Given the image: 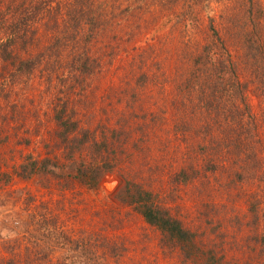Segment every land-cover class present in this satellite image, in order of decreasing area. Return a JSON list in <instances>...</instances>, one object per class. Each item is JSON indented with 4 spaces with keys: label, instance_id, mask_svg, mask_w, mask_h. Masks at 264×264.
<instances>
[{
    "label": "rangeland",
    "instance_id": "obj_1",
    "mask_svg": "<svg viewBox=\"0 0 264 264\" xmlns=\"http://www.w3.org/2000/svg\"><path fill=\"white\" fill-rule=\"evenodd\" d=\"M43 1L0 0V264H62L92 234L123 245L108 264H264V0ZM16 11L32 20L7 46ZM212 50L233 59L225 80ZM62 111L95 139L73 161ZM99 155L112 193L66 176ZM29 158L66 172L23 180ZM124 181L154 193L195 234L193 250L163 248L113 196Z\"/></svg>",
    "mask_w": 264,
    "mask_h": 264
},
{
    "label": "trees",
    "instance_id": "obj_2",
    "mask_svg": "<svg viewBox=\"0 0 264 264\" xmlns=\"http://www.w3.org/2000/svg\"><path fill=\"white\" fill-rule=\"evenodd\" d=\"M52 1L53 0H44L43 2L48 3L49 5L53 3ZM170 1L174 4L180 2V0ZM193 1L195 3L196 0ZM262 1L256 2V6L259 11H263L260 8V5L263 7ZM43 2H41V5H38V12L42 11V7L40 6H42ZM30 8H32V10L35 8L33 1L30 4ZM17 12H20V16H13L8 20L9 33H7V38L5 39L7 42L4 43L7 46L17 42L21 28L32 20V15L30 17H24L22 16L21 11H16V13ZM23 12L30 14L31 11L24 10ZM192 22H195V17L193 18ZM251 41L253 42V39L250 38V44ZM220 47H223L226 51V48L223 44H221ZM207 56H209L211 62L219 64L221 71L219 74H221L222 79L225 80L227 70L230 68L229 64L233 59H231V57H229L226 52L218 53L216 50L209 51ZM203 58V51H201V53L196 56L195 63H201ZM88 62H82L80 71L82 70L83 73L91 72L88 67ZM34 66L35 64L27 65L29 73L33 71L35 68ZM257 70V74L260 77L261 74L259 73V69ZM65 114V111L59 113L56 116V121L58 122V126L60 128V140L65 144H72V150L69 159L73 161L75 147L79 146L81 148L82 146L89 144L91 141L93 142L95 139L91 140L92 133L90 130H81L79 126L80 124L78 122H73L72 118L68 117L67 115L65 116ZM79 131L81 134L79 136H75ZM94 144L98 148V152L102 153V148L99 146V144L95 142ZM106 160L107 157L104 158L103 155H99L94 157L91 161H79L71 167L72 169L70 172L66 173V176L74 180L73 182L75 184L77 183L81 186H84L90 191H103L101 186L102 182L113 172V169L109 166V164L107 165ZM64 170V166L61 167V165L52 159L36 160L34 158H29L18 171V177L26 181L40 177L59 178L65 174L66 171ZM113 196L119 202L131 207L136 213L143 217L144 221L149 226L155 228L160 233V243L163 248L172 252L181 251L183 253H185L187 250H193L191 247L195 245L196 242L195 234L188 230L179 219L171 214L167 208H165L163 205H159V203L156 201V196L154 193L143 189L136 183L124 181L120 183ZM12 225L17 224L12 222ZM93 235L94 234H92L91 237L86 235L83 237V239H79L77 244H79L84 252L82 251L81 253L77 254L74 252L73 254L65 255L62 264H108L111 259L112 251L114 250L115 252V249L123 246L122 244L115 243L116 241L110 239L107 235L100 234L99 239H101V241L98 239L93 243L91 241ZM12 236L14 237L15 233L13 231H9L5 227L1 233V237H5L4 240H7L12 239ZM91 246L93 249L90 248ZM116 256L118 257L117 253ZM188 259H192V261L196 263L199 262V259L201 260V258L198 259L197 256L193 257L191 255L188 256Z\"/></svg>",
    "mask_w": 264,
    "mask_h": 264
},
{
    "label": "water",
    "instance_id": "obj_3",
    "mask_svg": "<svg viewBox=\"0 0 264 264\" xmlns=\"http://www.w3.org/2000/svg\"><path fill=\"white\" fill-rule=\"evenodd\" d=\"M109 181H115L114 179H111V178H106L103 182H102V184H101V186H102V188L104 189V190H106L107 192H113L114 191V189L113 190H110L109 191V189H110V187H108V182ZM118 185V184H117ZM117 187V186H116ZM115 187V188H116Z\"/></svg>",
    "mask_w": 264,
    "mask_h": 264
},
{
    "label": "bare ground",
    "instance_id": "obj_4",
    "mask_svg": "<svg viewBox=\"0 0 264 264\" xmlns=\"http://www.w3.org/2000/svg\"><path fill=\"white\" fill-rule=\"evenodd\" d=\"M108 187H110V189H114V187L117 185V182L116 181H110L108 182Z\"/></svg>",
    "mask_w": 264,
    "mask_h": 264
}]
</instances>
